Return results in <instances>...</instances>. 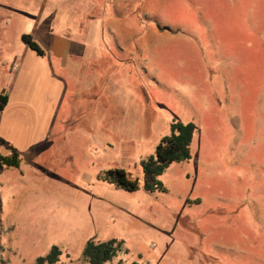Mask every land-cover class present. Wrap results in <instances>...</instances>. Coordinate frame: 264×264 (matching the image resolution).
<instances>
[{
  "label": "rangeland",
  "instance_id": "374dc122",
  "mask_svg": "<svg viewBox=\"0 0 264 264\" xmlns=\"http://www.w3.org/2000/svg\"><path fill=\"white\" fill-rule=\"evenodd\" d=\"M2 93L22 162L0 168V264L53 245L91 264V238L123 242L107 264H264V0H0ZM174 120L196 124L192 158L148 191L141 161Z\"/></svg>",
  "mask_w": 264,
  "mask_h": 264
},
{
  "label": "trees",
  "instance_id": "16d2710c",
  "mask_svg": "<svg viewBox=\"0 0 264 264\" xmlns=\"http://www.w3.org/2000/svg\"><path fill=\"white\" fill-rule=\"evenodd\" d=\"M23 41L39 54L44 55L45 50L30 33L22 34ZM9 100L7 94L0 95V110L5 108ZM196 131L195 122H182L174 120L171 123V132L165 135L157 145L155 154L141 161L145 185L148 191H164L166 186L160 176L173 162H183L192 158L191 144ZM6 145L9 153L0 154V168L5 166H21V153L14 145L0 139ZM105 180H110L126 191H137L141 188L140 178L131 177L123 167H113L105 171ZM123 242L117 238L104 241H96L91 238L87 241L83 256L91 264H107L117 256ZM62 250L58 245H53L50 252L37 258L36 264H58ZM136 264V263H134Z\"/></svg>",
  "mask_w": 264,
  "mask_h": 264
},
{
  "label": "crops",
  "instance_id": "0c3cea01",
  "mask_svg": "<svg viewBox=\"0 0 264 264\" xmlns=\"http://www.w3.org/2000/svg\"><path fill=\"white\" fill-rule=\"evenodd\" d=\"M74 43H75L74 41L66 38L60 40L55 39L53 41L51 51L53 52V54L57 59H59L62 62L64 61V63L66 64L71 59V55L74 51L73 50ZM85 55H88L86 50H85Z\"/></svg>",
  "mask_w": 264,
  "mask_h": 264
}]
</instances>
